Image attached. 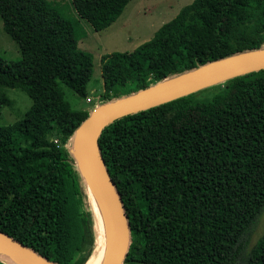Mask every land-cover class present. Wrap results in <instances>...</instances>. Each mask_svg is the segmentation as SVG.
<instances>
[{
	"label": "trees",
	"instance_id": "trees-1",
	"mask_svg": "<svg viewBox=\"0 0 264 264\" xmlns=\"http://www.w3.org/2000/svg\"><path fill=\"white\" fill-rule=\"evenodd\" d=\"M130 1L70 0L95 32ZM0 19L21 55L0 58V86L32 101L21 120L0 126V231L55 264H86L95 246L69 146L90 112L264 49V0H194L133 51L102 57L98 103L74 110L64 89L89 99L93 58L71 21L45 0H0ZM98 146L128 217L123 264H264V233L250 246L264 211V69L119 118Z\"/></svg>",
	"mask_w": 264,
	"mask_h": 264
},
{
	"label": "water",
	"instance_id": "water-1",
	"mask_svg": "<svg viewBox=\"0 0 264 264\" xmlns=\"http://www.w3.org/2000/svg\"><path fill=\"white\" fill-rule=\"evenodd\" d=\"M263 69L264 49L229 56L96 106L78 126L71 139L70 152L83 178L87 201L89 184L106 217L109 237L103 264L124 263L130 244V229L123 201L100 154L98 138L102 130L119 118ZM0 253L19 264H55L2 231Z\"/></svg>",
	"mask_w": 264,
	"mask_h": 264
},
{
	"label": "rangeland",
	"instance_id": "rangeland-1",
	"mask_svg": "<svg viewBox=\"0 0 264 264\" xmlns=\"http://www.w3.org/2000/svg\"><path fill=\"white\" fill-rule=\"evenodd\" d=\"M194 0H131L122 14L108 28L95 32L85 21L79 20L73 11L70 0H45L48 8L57 11L69 19L74 26V35L78 48L91 54L93 71L87 84L89 99L78 98L77 95L65 88L66 99L74 110L90 111L97 103L103 92L101 78V58L114 52H131L141 44L150 40L154 33L164 23L173 19L181 8L191 4ZM0 58L6 62H16L21 59L16 43L4 32L0 19ZM209 88V87H208ZM0 96L9 103L0 104V126L11 125L21 120L32 104L30 98L20 89L0 86ZM72 141H70V147ZM90 211L89 201L87 202ZM92 213V212H91ZM93 215V214H92ZM95 225V224H94ZM264 233V211L251 236L250 246ZM94 244L95 233L93 226ZM94 251V249H93ZM92 251L86 264L93 257H99ZM102 262L106 259L104 248Z\"/></svg>",
	"mask_w": 264,
	"mask_h": 264
},
{
	"label": "bare ground",
	"instance_id": "bare-ground-1",
	"mask_svg": "<svg viewBox=\"0 0 264 264\" xmlns=\"http://www.w3.org/2000/svg\"><path fill=\"white\" fill-rule=\"evenodd\" d=\"M87 193H88L90 211L92 212L95 219L94 233H95L96 243L93 252H95V254L100 255L99 257L91 258L87 264H103L104 262H102V259L100 257L102 256L104 248L106 250V255H107V245H108V237H109L108 225L101 203L96 193L94 192L93 188L89 184L87 187ZM0 258L11 264H19L15 260H12L11 258L1 253H0Z\"/></svg>",
	"mask_w": 264,
	"mask_h": 264
}]
</instances>
